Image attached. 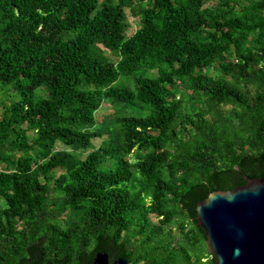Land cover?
<instances>
[{
  "label": "trees",
  "instance_id": "1",
  "mask_svg": "<svg viewBox=\"0 0 264 264\" xmlns=\"http://www.w3.org/2000/svg\"><path fill=\"white\" fill-rule=\"evenodd\" d=\"M1 87L0 264H214L197 204L264 178V0H0Z\"/></svg>",
  "mask_w": 264,
  "mask_h": 264
},
{
  "label": "water",
  "instance_id": "2",
  "mask_svg": "<svg viewBox=\"0 0 264 264\" xmlns=\"http://www.w3.org/2000/svg\"><path fill=\"white\" fill-rule=\"evenodd\" d=\"M196 214L214 264H264V178L210 193L197 204ZM92 264L129 262L110 263L106 253H96Z\"/></svg>",
  "mask_w": 264,
  "mask_h": 264
},
{
  "label": "rangeland",
  "instance_id": "3",
  "mask_svg": "<svg viewBox=\"0 0 264 264\" xmlns=\"http://www.w3.org/2000/svg\"><path fill=\"white\" fill-rule=\"evenodd\" d=\"M209 4H212V1H210ZM126 15H127V22L129 25L128 30H127V34H131L138 27L137 19L134 18L128 10L126 12ZM105 54L107 56L111 57L110 53L108 51H106ZM119 83H120V80L117 81L116 85H118ZM9 92H10V90L8 89V87H1L0 88V104L4 103L7 100ZM38 94H40V93L36 92V99H37ZM0 111H1V106H0ZM112 112H113V108L110 106V104L105 102L102 104L101 108L96 112V120L98 122H100L103 118L107 117ZM99 142H100L99 139H94L93 140L94 146L97 147Z\"/></svg>",
  "mask_w": 264,
  "mask_h": 264
}]
</instances>
